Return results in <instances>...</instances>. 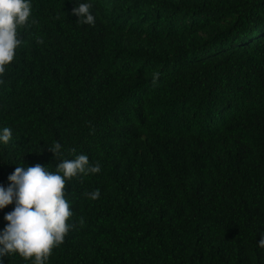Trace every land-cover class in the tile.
I'll return each instance as SVG.
<instances>
[{"label":"trees","instance_id":"1","mask_svg":"<svg viewBox=\"0 0 264 264\" xmlns=\"http://www.w3.org/2000/svg\"><path fill=\"white\" fill-rule=\"evenodd\" d=\"M30 3L0 76V186L55 171V142L101 168L67 182L75 226L47 264H264V0Z\"/></svg>","mask_w":264,"mask_h":264},{"label":"clouds","instance_id":"2","mask_svg":"<svg viewBox=\"0 0 264 264\" xmlns=\"http://www.w3.org/2000/svg\"><path fill=\"white\" fill-rule=\"evenodd\" d=\"M91 7L90 3H79L72 15L79 17L78 23L93 25L95 17ZM30 17V0H0V76L13 63L16 50L23 42L18 38L17 29L27 26ZM158 79L159 73H153V86ZM11 139L12 130L3 128L0 143L8 144ZM61 149L59 142L48 147L56 159H63L55 171L40 164L18 166L8 178L10 185L0 186V210L15 204L14 210L5 215L8 223L0 233V257L19 254L32 264H47L53 250L64 243L74 228L70 223L73 212L66 199L67 182L79 175L100 173L101 168L99 163L91 164L86 154L72 160L61 158ZM100 195L98 189L84 193L91 200L99 199ZM83 223L81 218L80 224ZM259 247L264 248V237Z\"/></svg>","mask_w":264,"mask_h":264}]
</instances>
